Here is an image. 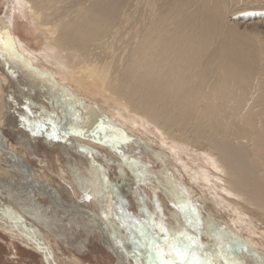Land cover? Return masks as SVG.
Masks as SVG:
<instances>
[{"label": "bare ground", "instance_id": "6f19581e", "mask_svg": "<svg viewBox=\"0 0 264 264\" xmlns=\"http://www.w3.org/2000/svg\"><path fill=\"white\" fill-rule=\"evenodd\" d=\"M255 7L264 9V0H0V31L38 74L50 73L83 98L96 122L118 128L126 142L137 137L136 144L123 145L133 157L141 158L142 145L156 146L174 175L189 181L190 190H204L233 231L264 256V22L235 20ZM19 17L23 35L32 33L39 51L14 33ZM12 99L0 83V124L17 111ZM70 141L77 148V142L97 146L78 136ZM53 164L75 194L65 196L78 198L64 165L57 158ZM39 173L0 140V206L8 211L0 212V226L45 264H83L29 223L21 205L34 197L60 213L58 205L89 207L96 219L95 203L62 202ZM117 176L122 184L132 181L121 170ZM18 212L27 234L8 219ZM117 252L114 264H125V253Z\"/></svg>", "mask_w": 264, "mask_h": 264}, {"label": "rangeland", "instance_id": "374dc122", "mask_svg": "<svg viewBox=\"0 0 264 264\" xmlns=\"http://www.w3.org/2000/svg\"><path fill=\"white\" fill-rule=\"evenodd\" d=\"M242 12L235 18L237 22H264L263 8ZM16 24L14 33L21 34L19 37L23 36L26 44L39 51L41 45L31 40L32 33L23 35L25 20L19 17ZM5 36L0 31V83L14 95L12 100L18 106L12 116L4 117L0 135L9 148L17 150L31 168L51 182L62 202L77 207H86L84 200L95 203L97 217L105 224L112 243L125 253V264H153L155 256L149 253L140 230L160 232L161 225L170 236L179 237L185 243L192 242L201 259L212 264H254V260L256 264H264V256L233 231L204 190L194 187L190 190L189 181L186 184L174 175L172 162H168L156 146L142 145L141 158L133 157L123 145L136 144L137 137L128 136L126 142L118 128L96 122L83 98L59 86L50 73L38 74L33 65L16 55L15 49L7 44L8 35ZM76 136L93 140L97 146L77 142V148L70 141ZM54 158L69 172L68 178L74 181L80 193L78 198L65 196L66 191L74 193L68 182L57 175ZM118 169L132 181L122 184ZM22 205L29 223L51 234L52 240H59L65 254L76 255L83 264H114V255L99 239V231L81 220V216L60 213L41 205L34 197L22 200ZM0 212L8 213L1 206ZM20 215L18 212L7 216L14 222L13 226L27 234L29 227ZM0 229V264H45L46 260L38 253L20 241H11L5 227L0 226ZM33 232L30 237L37 239ZM159 243L168 253L163 233ZM172 258L165 255V259Z\"/></svg>", "mask_w": 264, "mask_h": 264}, {"label": "snow or ice", "instance_id": "6c2138e0", "mask_svg": "<svg viewBox=\"0 0 264 264\" xmlns=\"http://www.w3.org/2000/svg\"><path fill=\"white\" fill-rule=\"evenodd\" d=\"M87 198L91 199V197ZM161 233H163V239L169 249L168 253H165L159 243ZM140 236L146 242L149 253L155 256L153 264H212L209 260L201 259L192 242L185 243L179 237L170 236L163 225L160 226V232L142 229L140 230ZM165 255L174 258L165 259Z\"/></svg>", "mask_w": 264, "mask_h": 264}, {"label": "water", "instance_id": "95a60500", "mask_svg": "<svg viewBox=\"0 0 264 264\" xmlns=\"http://www.w3.org/2000/svg\"><path fill=\"white\" fill-rule=\"evenodd\" d=\"M4 137L0 135V140L3 139ZM11 156H13L15 159L18 158L19 156L16 154H11L9 153ZM20 160V159H19ZM58 205V204H57ZM58 207H60V210L68 214H76V215H82L84 217H87L90 219V221L92 222V224H95L96 228L98 229V231L101 234V239L103 241V243L107 244V246L112 250V252L114 253V257H115V262L119 263L120 258H121V254L117 252V248L116 246H114V244L112 242L109 241V239L107 238V230L104 228V226L100 223V221L98 220L99 218L95 217L93 218V215L90 211L83 209V208H79V209H73V208H67L66 206H62V205H58Z\"/></svg>", "mask_w": 264, "mask_h": 264}, {"label": "crops", "instance_id": "0c3cea01", "mask_svg": "<svg viewBox=\"0 0 264 264\" xmlns=\"http://www.w3.org/2000/svg\"><path fill=\"white\" fill-rule=\"evenodd\" d=\"M22 174H23V172H22ZM31 188V187H30ZM32 189V188H31Z\"/></svg>", "mask_w": 264, "mask_h": 264}]
</instances>
